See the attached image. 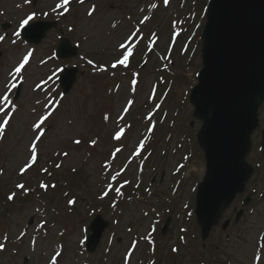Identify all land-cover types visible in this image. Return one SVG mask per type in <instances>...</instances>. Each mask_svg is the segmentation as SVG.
<instances>
[{"label": "rangeland", "instance_id": "1", "mask_svg": "<svg viewBox=\"0 0 264 264\" xmlns=\"http://www.w3.org/2000/svg\"><path fill=\"white\" fill-rule=\"evenodd\" d=\"M60 2L39 0L32 8L24 0H0V25L9 23L7 30L0 26L5 37L0 41V95L7 93L16 106L0 138V243L5 245L0 264H51L56 252L61 253L57 264H264V174L248 187L251 203L245 207L237 198L205 241L194 218L204 158L196 142L200 122L192 118L188 96L201 64L200 33L208 0H70L62 16V9L52 11ZM33 13L35 19L58 20L62 35L52 29L37 45L22 41L16 33ZM145 16L149 19L141 24ZM137 30L128 67L111 68L124 51L119 44ZM61 36L77 46L76 56H54ZM29 52V63L13 80L14 68ZM71 66L78 73L62 95L58 75ZM10 83L20 85L16 100V88L5 87ZM49 112L37 142V163L21 176L19 169L30 158L28 149L39 131L33 125ZM260 114L264 120L262 105L258 118ZM3 118L0 113V122ZM119 127L126 132L118 142L112 136ZM77 139L79 145L73 143ZM140 140L144 148L133 155ZM116 147L122 151L113 158ZM118 171L121 175L112 181ZM41 182L47 191L39 187ZM17 183L28 193L17 189ZM105 191L108 195L101 199ZM12 193L7 202L4 196ZM73 199L76 203L70 206ZM241 209L236 221L235 212ZM96 215L108 227L89 254L84 231ZM41 222L44 227L38 228Z\"/></svg>", "mask_w": 264, "mask_h": 264}, {"label": "water", "instance_id": "2", "mask_svg": "<svg viewBox=\"0 0 264 264\" xmlns=\"http://www.w3.org/2000/svg\"><path fill=\"white\" fill-rule=\"evenodd\" d=\"M50 27L44 22L32 23L22 37L38 43ZM200 41L201 66L188 101L193 120L201 122L196 140L205 170L197 185L194 214L205 241L223 211L244 192L252 171L245 157L264 98V0H208ZM55 54L58 58L71 57L76 48L61 39ZM76 72L66 68L60 75L63 93L69 91ZM247 202L248 198L244 204ZM168 223L169 218L162 234ZM227 225L225 221L222 228ZM107 226L101 215L91 220L85 230L87 252L95 251Z\"/></svg>", "mask_w": 264, "mask_h": 264}, {"label": "snow or ice", "instance_id": "3", "mask_svg": "<svg viewBox=\"0 0 264 264\" xmlns=\"http://www.w3.org/2000/svg\"><path fill=\"white\" fill-rule=\"evenodd\" d=\"M85 2V0H78V3L80 4H83ZM164 3L167 4L168 3V0H164ZM70 4V0H61L60 3H57L55 5V7L52 9L53 12H57V10H60L62 9L63 11L59 12L58 14L59 15H63L64 13H67L69 11V7L68 5ZM152 8H156L157 5L156 4H152L151 5ZM95 11V6L93 5L92 8H90L88 11H87V15L89 17H91L93 15ZM44 15H47V13H44ZM35 14H30L27 16V18L23 19L20 23V27L23 28L24 26L28 25L29 22L31 20H33ZM149 19L148 16H145L141 21L140 23L143 24L145 23L147 20ZM114 26V25H113ZM138 31L137 30L136 32H133L131 34V36H129L126 41L124 42H121L119 44V48L120 49H123L124 51L120 54V56L115 59L110 67L115 69L117 68L118 66H123L125 68L128 67L129 65V61H130V57H132L133 55V47L134 45L132 44V40L133 38H135L138 34ZM16 35L18 36L19 33L17 32ZM153 36H155V33H153ZM4 36H0V41H3L4 40ZM13 43H15V41H13ZM151 50V49H149ZM31 56V52H29L27 55H25L22 60L18 63V65L14 68V73L15 75H13V80H17V78L19 77V75L21 74L22 70L25 68V66L29 63V57ZM89 64H92L93 61L89 60L88 61ZM102 71H106L107 69L106 68H102L100 69ZM49 79H51V77H49ZM133 85L136 84V81L133 80L132 81ZM6 88H10V89H14L17 87V84L16 83H10V84H6L5 85ZM37 87H39V85H37ZM133 103V101H128V105L131 106V104ZM0 104L3 105V107H0V113H3L4 114V118L2 120V122H0V138L3 137V134H4V130H5V127L8 125L9 123V119L11 118V115H12V112H14L16 110V106L14 104H12L11 100L9 99V96L7 93H4L3 95H0ZM9 106L11 107V110L9 111ZM157 107H159V105H157ZM124 112H127L128 111V107H125L123 109ZM52 113L49 112L47 113L46 115H43L39 118L38 122L34 123L33 125V130L36 131V130H39L37 132V135L35 136L34 140L31 142L30 146H29V153H30V158L28 159V161L22 166L20 167L19 169V174L21 176H23L25 174V172L30 169L31 167H33V165H35L37 163V142L41 140V137L44 135V129L42 128V125L45 123V121L49 118V116L51 115ZM151 114H149L148 116V119L151 120ZM109 119V117L107 115L104 116V120L107 121ZM119 119H123V116H121ZM128 128L131 127V125H128L127 126ZM153 127H149L148 128V131L151 132L153 131ZM125 132H126V129L125 127H119L118 130H116L112 136V139L115 140V141H121L122 138L125 136ZM73 143L79 145L81 143V141L79 139L77 140H74ZM97 143L96 140H92L90 141V144L92 146H95ZM144 148V140H140L138 145L136 146L134 152H133V155H139L140 152L143 150ZM122 151V149L120 147H116L115 150L111 153L112 157L115 158L116 154L117 153H120ZM59 155V153H58ZM62 155H64L65 157L68 156V153L67 152H64L62 153ZM57 168H60L61 165L60 164H57L56 165ZM42 171L44 172H47L48 170L47 169H42ZM73 172L76 171L75 168L72 169ZM3 172L2 170H0V175H2ZM121 175V172H116L115 175H112L111 176V180L112 181H116L117 180V177H119ZM128 181H124V184H127ZM15 187L17 189H21L24 191L25 194L28 193L29 189H27L25 187L24 184H21V183H17L15 185ZM40 188L44 189L45 191H47L48 189V185L41 182L40 185H39ZM53 188L56 187V185H52ZM121 187H123V184L121 185ZM107 188L108 190H112V184L109 183L107 185ZM115 192L117 193V195H122L121 191H120V188H115L114 189ZM108 195V191H105L102 196L100 197L101 199L104 198V196H107ZM15 196V193H12L8 196V199L9 200H12ZM76 201L73 199V200H69L68 201V204L71 206L73 204H75ZM113 207H115V204H113ZM44 227V222H41L39 225H38V228H43ZM24 235V233H21L20 234V237H22ZM18 237V239L20 238ZM6 239V237H5ZM32 243L35 244L36 243V240L35 238L32 239ZM5 249V245L4 243H0V251H3ZM173 252H177L178 249L176 248H173L172 249ZM61 255V253L59 252H56L55 255H53L51 257V264H57V257H59ZM127 259V258H126ZM254 259H259V257H256ZM154 264V262H153Z\"/></svg>", "mask_w": 264, "mask_h": 264}, {"label": "flooded vegetation", "instance_id": "4", "mask_svg": "<svg viewBox=\"0 0 264 264\" xmlns=\"http://www.w3.org/2000/svg\"><path fill=\"white\" fill-rule=\"evenodd\" d=\"M262 108H264V101L261 104ZM260 114L259 117V123L257 128L253 131L251 134V146L250 150L246 156V162L251 166L252 168V175L249 181L246 184L245 187V193L244 196L249 197V201H252V195H250L248 191V187H250L251 182L255 179L257 175H263L264 174V120H262ZM241 198V202H243L242 196H237L236 199ZM250 201V203H251ZM249 203V202H248ZM249 203V204H250ZM247 204V205H249ZM246 207V206H245ZM264 241V240H263ZM262 241V243H263Z\"/></svg>", "mask_w": 264, "mask_h": 264}, {"label": "trees", "instance_id": "5", "mask_svg": "<svg viewBox=\"0 0 264 264\" xmlns=\"http://www.w3.org/2000/svg\"><path fill=\"white\" fill-rule=\"evenodd\" d=\"M6 205H7V203H6Z\"/></svg>", "mask_w": 264, "mask_h": 264}]
</instances>
